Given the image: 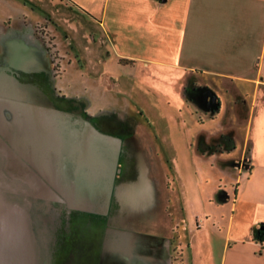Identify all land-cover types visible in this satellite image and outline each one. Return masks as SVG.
Returning <instances> with one entry per match:
<instances>
[{
	"label": "crops",
	"instance_id": "0c3cea01",
	"mask_svg": "<svg viewBox=\"0 0 264 264\" xmlns=\"http://www.w3.org/2000/svg\"><path fill=\"white\" fill-rule=\"evenodd\" d=\"M26 1L31 5L26 6ZM6 2L21 7L16 13L19 21L11 24L10 15L7 22L0 21L2 27L4 23L12 26L10 46H34L40 56L50 59L44 38L47 33L52 36L54 46L58 47L60 40L65 42L67 50L63 54L67 56L58 59L70 65L83 66L84 62L71 36L63 34L66 27L61 25L66 16H59L56 11L65 7L72 15L88 21L91 25L87 26L84 45L87 70L76 72L75 76L86 75V82L94 86L107 78L119 82V75L109 71L113 60L170 65L175 72L187 76L192 92H197V88L204 92L201 102L214 112L211 116L214 117L222 107L223 95L216 91L217 85L207 82H221L220 91L225 93L236 85L235 99L229 108L233 112L238 110V104L234 105L238 98L246 102L241 138L236 142L234 129L231 134L229 129H221L218 133L221 140L215 141L211 151L222 152L223 144L226 152L236 148L231 158L236 181L232 194L224 195L228 200L227 213L217 210L223 199V191L219 189L220 201H213L210 196L204 200L214 202V210L195 213L193 220L179 221L191 235L203 229L222 238L217 264H264V243L259 249V242L253 238L256 228L264 223V0H0V11ZM65 25L75 30L73 21ZM195 81L200 82L197 88ZM184 88L188 90L187 86ZM210 95L213 99L207 101L204 97ZM84 108L80 106L79 110ZM116 111L121 112L110 107L94 114L89 112L90 128L107 137L105 140L114 150L110 156L115 165L113 172L102 175L84 170L92 182L86 188L88 197L105 201L108 209L100 237L92 243L91 258L87 260L92 264H173L176 249H180L185 259L183 247L178 243L183 228L171 217L168 203L169 178L171 183L176 179L173 143L164 136L158 137L153 130L147 138L141 130L132 141L126 136L122 118L112 115ZM83 123L86 124L85 120ZM111 124L116 127L111 128ZM6 154L8 162L9 148ZM40 201L43 217L52 220L43 210L47 199ZM152 206H158L154 220L128 211L131 207ZM207 216L211 217L210 223L204 220ZM54 231V258L61 264L58 258L61 232L56 224ZM71 253L73 262L78 264L79 254Z\"/></svg>",
	"mask_w": 264,
	"mask_h": 264
},
{
	"label": "rangeland",
	"instance_id": "374dc122",
	"mask_svg": "<svg viewBox=\"0 0 264 264\" xmlns=\"http://www.w3.org/2000/svg\"><path fill=\"white\" fill-rule=\"evenodd\" d=\"M5 5L0 11V21L4 19L7 22L10 15L11 24L15 23L18 20L16 13L21 7H15L11 2ZM25 5L31 4L26 1ZM56 12L59 16H66L61 26L66 27L65 35L71 36L75 42L83 66L70 65L66 60L58 59L67 56L63 54L67 49L62 40L58 47H54L52 36L45 34L48 46L56 52L57 65L53 67L51 60L40 56L34 46H10L12 26L9 28L6 23L0 26V143L5 144L7 151L10 149L11 160L7 164L14 174L31 176L43 182L47 199L43 210L52 219L45 220L48 230L46 264H57L54 258L55 224L61 232L60 263L76 264L71 252H77L78 264H92L91 260L88 261L91 245L99 239L102 221L107 218L105 201L87 195L86 188L92 186V182L84 170L91 169L101 175L113 172L115 161L110 153L114 150L101 131L90 128L89 112L98 113L107 107L114 111L120 109L121 112L116 111L112 115L122 118L127 128L126 136L132 141L136 133L139 137L141 130L146 138L153 130L158 137L164 136L173 143L171 154L175 159L176 179L171 183L169 178L168 203L171 217L178 220L180 227V219L193 220L195 213L214 210V202L204 203V200L210 196L213 201H220L219 189L223 191V199L222 204L216 207L226 214L228 200L224 195L226 192L232 194L236 181L231 162L236 148L226 152L225 144L221 143L222 152L211 151L215 141L221 140L218 136L221 129H229L230 134L234 129L236 142L241 138L246 102L242 97L238 98L239 102L234 103L238 104V110L233 112L229 108L235 99L236 85L233 83L234 87L225 93L220 91L221 82H207L208 85H217L219 90H215L223 95L222 107L214 117H211L214 112L201 102L197 88L200 82L195 81L197 92H192L187 76L175 72L176 69L170 65L113 60L109 71L119 75V82L107 78L99 81V86H94L92 82H86V75L75 76L76 72L87 70L84 45L87 43V26L91 24L80 16L72 15L65 7ZM68 21H73L75 30L65 25ZM103 84L110 87L103 89ZM80 106L85 108L80 111ZM110 127L115 128L116 124ZM3 147L0 144L1 155ZM7 157L9 155L5 154L6 160ZM180 206H184L183 210ZM40 207L38 210L41 212ZM137 208L131 207L128 211L147 220H154L158 210V206ZM67 217H77V220H64ZM204 220L210 223L211 217ZM182 228L178 243L183 247L187 264L219 262L222 238L211 236L203 229L191 235L186 226ZM175 253L178 254V249ZM81 257L83 259H79ZM174 257L173 263L179 264L180 257L176 254Z\"/></svg>",
	"mask_w": 264,
	"mask_h": 264
},
{
	"label": "water",
	"instance_id": "95a60500",
	"mask_svg": "<svg viewBox=\"0 0 264 264\" xmlns=\"http://www.w3.org/2000/svg\"><path fill=\"white\" fill-rule=\"evenodd\" d=\"M212 101L213 96L204 97ZM212 102H209L211 104ZM0 154V264H46L48 230L38 210L43 182L16 175Z\"/></svg>",
	"mask_w": 264,
	"mask_h": 264
},
{
	"label": "trees",
	"instance_id": "16d2710c",
	"mask_svg": "<svg viewBox=\"0 0 264 264\" xmlns=\"http://www.w3.org/2000/svg\"><path fill=\"white\" fill-rule=\"evenodd\" d=\"M36 34H37V32H36ZM63 34H64V36H66L65 33H63ZM48 44L49 43L47 42L46 49H47L48 54L50 56L51 64L53 65V67H55L57 65L56 62H55V54H56V52L54 50L50 49ZM253 238L259 242V244H260L259 249H260L263 246V243H264V223L260 224L256 228V230H255V232L253 234ZM175 252L176 251H174V254H172V262H173V260L175 258L174 255L176 254V255H178L180 257L179 264H187V261L182 257V252L180 251V249H178V254L175 253Z\"/></svg>",
	"mask_w": 264,
	"mask_h": 264
},
{
	"label": "flooded vegetation",
	"instance_id": "af4514ba",
	"mask_svg": "<svg viewBox=\"0 0 264 264\" xmlns=\"http://www.w3.org/2000/svg\"><path fill=\"white\" fill-rule=\"evenodd\" d=\"M203 93H204V92H201V94H200V95H201V99L203 98V97H202V96H203ZM204 101H205V100H204ZM205 102H206V101H205Z\"/></svg>",
	"mask_w": 264,
	"mask_h": 264
}]
</instances>
